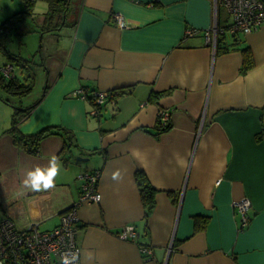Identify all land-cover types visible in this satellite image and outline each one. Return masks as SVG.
Masks as SVG:
<instances>
[{
    "label": "crops",
    "instance_id": "0c3cea01",
    "mask_svg": "<svg viewBox=\"0 0 264 264\" xmlns=\"http://www.w3.org/2000/svg\"><path fill=\"white\" fill-rule=\"evenodd\" d=\"M72 6L74 23L41 34L51 86L24 105L40 99L19 127L32 134L59 125L66 133L45 137L33 155L15 143L12 128L0 134V217L21 229L38 223L49 230L77 207L76 264H264V24L234 37L226 28L230 15L218 9L231 46L221 52L205 35L215 36V0H72ZM248 46L255 64L244 73L241 48ZM80 88L90 96L121 94L97 115L90 100L73 94ZM160 109L171 112L172 126L162 133ZM52 155L59 164L55 186L24 188L26 172ZM95 171L102 198L81 204V176ZM141 176L154 189L150 208L137 184ZM242 197L252 203L244 227L233 204ZM134 224L138 242L121 239L122 228ZM141 244L154 248L153 258Z\"/></svg>",
    "mask_w": 264,
    "mask_h": 264
},
{
    "label": "built area",
    "instance_id": "2783aa9c",
    "mask_svg": "<svg viewBox=\"0 0 264 264\" xmlns=\"http://www.w3.org/2000/svg\"><path fill=\"white\" fill-rule=\"evenodd\" d=\"M37 1V0H32ZM224 7L227 9L231 23L227 30L230 34L245 33L257 30L259 26L264 24V0H215L216 19L213 26L214 37L210 31H206L205 35L209 42H216L218 33H223L225 28H221L217 22L218 9ZM115 21L121 28L127 27L124 16L120 13H114ZM194 31L190 30L192 34ZM0 71L5 75L14 73L11 64L0 66ZM12 73V74H10ZM84 99H90L92 96L96 100V106L93 112L97 115L101 114L98 105L104 106L109 100L110 92L94 91L91 96L88 90L80 88L73 93ZM159 111L158 120L161 125H166L170 121L171 112L169 109ZM100 173L85 172L81 176L83 179V190L81 193L80 203L96 202L100 200L101 193L98 188ZM242 218V227L247 226L251 216L249 210L252 207L251 200L248 197L235 200L233 202ZM79 213L77 207H72L61 214L60 224L53 229L42 230L38 223H33L29 227L21 229L16 225L15 221L10 217H0V264H60V257L67 253L69 259L73 254H78V263L81 259L82 247L78 240L79 230ZM141 236L137 226L126 225L119 232V237L127 239L131 242L137 241ZM140 250L146 257L153 258L154 248L147 244H141Z\"/></svg>",
    "mask_w": 264,
    "mask_h": 264
},
{
    "label": "trees",
    "instance_id": "16d2710c",
    "mask_svg": "<svg viewBox=\"0 0 264 264\" xmlns=\"http://www.w3.org/2000/svg\"><path fill=\"white\" fill-rule=\"evenodd\" d=\"M26 6L28 7L25 11H20L15 13V17H9L4 23L2 30L10 28L13 24L23 22L25 17L30 13L29 9H31L36 1L32 0H24ZM49 12L46 14V23L40 29L41 33L52 32L54 30H59L64 27V25L70 24L69 15L72 14L75 16L74 8L72 6V0H51L49 4ZM76 20L73 21V23ZM225 28V27H224ZM227 28V27H226ZM240 34V33H237ZM235 33V35H237ZM235 35H233L235 37ZM225 31L223 33L219 32L218 37L216 39L217 49L221 52L230 51V44L226 41ZM233 44V43H232ZM235 45V44H234ZM0 50L4 55H7L11 60L9 63L13 66L14 73H10L12 75H5L2 71H0V89L7 93V97H3L0 95V98L6 103L14 108V112L12 113V125H11V133L13 135V139L15 143L21 148H23L26 152L30 154H39L41 151V144L45 140V137L57 134H65L66 130L62 126H45L38 132L32 134H24L18 133L20 130L21 122L28 116L31 109L34 108L40 99L35 102V104L31 105V107H25L22 103L24 97L29 96L36 84V76L37 71L35 68L34 60L29 57L22 56L20 54H15L6 47L5 43L0 42ZM242 54L244 57V62L241 66V70L246 73L249 71L251 67L254 66V57H252V52L250 47H242ZM16 67L21 69V76L16 74ZM51 86L50 79L46 82L44 86V94L47 93L48 88ZM120 91H112L109 95V101L111 99H115L117 95H120ZM95 97V96H94ZM94 97L87 99L93 103V106H96V100ZM18 103V104H17ZM98 109L101 110L102 107L98 105ZM157 131L158 133L166 132V130L170 129L172 124L169 121L166 125H161L162 123L157 120ZM72 144V143H71ZM69 147L62 150L67 151ZM61 154V152H60ZM137 184H139L141 196L144 201V205L146 208H150V206L154 205V189L153 186L148 183L145 177H140L137 179Z\"/></svg>",
    "mask_w": 264,
    "mask_h": 264
},
{
    "label": "rangeland",
    "instance_id": "374dc122",
    "mask_svg": "<svg viewBox=\"0 0 264 264\" xmlns=\"http://www.w3.org/2000/svg\"><path fill=\"white\" fill-rule=\"evenodd\" d=\"M50 3L51 0H37L33 4L34 7L29 9L31 14L27 15L23 22L13 24L10 28L2 30L3 23L9 17H15V13L25 11L28 7L26 6L24 0H0V42L5 43L6 47H8V49L13 53L20 54L27 58L31 57L35 62V71H37L36 84L31 95L23 98L22 103L24 105H26V103L31 104L39 93L41 95L44 91L43 87L46 84L44 70L45 64H43L44 54L41 49L42 42L46 44V41L41 40L42 33L40 29L46 23V14L49 12ZM74 5L75 4H73V6ZM220 10L222 11V16L225 17L229 15L227 9L224 7ZM70 19L71 21H74L75 16H71ZM9 60L11 59L7 55H4L0 50V66H4L5 63H9ZM16 74L21 76V69L19 67H16ZM0 95L3 97L8 96L7 93L1 89ZM163 110L165 109H162L161 111ZM13 112V106L5 104L0 98V134L5 133L11 128ZM61 114L64 116V119L67 118L65 111L61 110ZM25 126L27 125L25 124ZM18 133L20 134L21 131L19 130Z\"/></svg>",
    "mask_w": 264,
    "mask_h": 264
},
{
    "label": "clouds",
    "instance_id": "9594fccd",
    "mask_svg": "<svg viewBox=\"0 0 264 264\" xmlns=\"http://www.w3.org/2000/svg\"><path fill=\"white\" fill-rule=\"evenodd\" d=\"M221 9V7L219 8ZM59 172V164L57 157L52 155L48 164L44 167L37 166L32 170H28L22 180V186L35 192L47 191L55 186L54 179ZM118 174H114V179ZM78 260V254H73L71 259L67 253L60 257V264H73Z\"/></svg>",
    "mask_w": 264,
    "mask_h": 264
},
{
    "label": "water",
    "instance_id": "95a60500",
    "mask_svg": "<svg viewBox=\"0 0 264 264\" xmlns=\"http://www.w3.org/2000/svg\"><path fill=\"white\" fill-rule=\"evenodd\" d=\"M76 159L82 161V160H88L89 158L88 157L86 158V157H83V156L82 157L78 156Z\"/></svg>",
    "mask_w": 264,
    "mask_h": 264
}]
</instances>
